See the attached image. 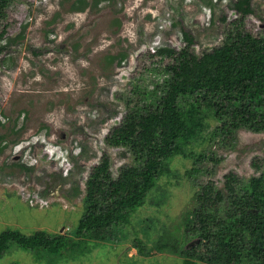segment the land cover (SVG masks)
<instances>
[{
	"label": "rangeland",
	"instance_id": "1",
	"mask_svg": "<svg viewBox=\"0 0 264 264\" xmlns=\"http://www.w3.org/2000/svg\"><path fill=\"white\" fill-rule=\"evenodd\" d=\"M227 3L109 0L84 12L70 11L65 0H22L10 6L4 24L5 40L12 42L0 52V136L9 144L0 153V233L69 234L76 228L84 211L85 180L102 153L110 158L114 178L120 166L132 163L125 148L104 143L126 111L117 96L135 100V87L153 89L164 63L149 55L162 47L179 50L183 32L193 37L198 55L220 45L223 26L217 18L224 15L230 22L237 17ZM253 9L245 28L256 34L264 31V0H253ZM119 54L125 55L121 64L107 63L108 56ZM216 125L211 122L203 134L206 142L190 146L208 158L197 164L173 158L169 173L158 179L123 228L125 238L57 264H181L166 251L138 255L132 247L134 231L148 245L163 231L180 236L181 215L201 183L211 180L222 189L228 172L247 181L257 176L252 160L264 158V132L241 129L234 146L223 147L219 138L208 140ZM194 167L202 170L190 178L186 171ZM0 264H46V259L36 261L31 253L12 247Z\"/></svg>",
	"mask_w": 264,
	"mask_h": 264
},
{
	"label": "trees",
	"instance_id": "2",
	"mask_svg": "<svg viewBox=\"0 0 264 264\" xmlns=\"http://www.w3.org/2000/svg\"><path fill=\"white\" fill-rule=\"evenodd\" d=\"M19 1L0 0V52L12 42L5 40L4 22L10 6ZM65 1H70V11L84 12L109 0ZM227 5L237 17L230 22L224 15L217 18L223 26L220 45L198 55L193 37L183 32L179 50L162 47L149 55L164 63L153 89L135 87V100L117 96L126 111L110 127L104 143L125 148L132 163L120 166L114 178L110 158L102 153L85 180L84 211L76 228L69 234L36 231L31 235L7 229L0 233V259L16 247L36 261L46 259V264L73 262L100 244L119 243L126 237L123 228L131 224V215L158 179L169 173L173 158L182 156L193 164L208 158L190 146L207 141L203 134L211 122L217 125L208 140L219 138L223 147H233L241 129L264 132V31L252 34L245 28L246 17L254 14L253 0H228ZM124 59V54L108 56L107 63L121 64ZM8 145L1 135L0 153ZM251 166L257 176L247 181L228 172L222 189L211 180L201 183L181 215L180 236L177 231H163L148 245L134 231L132 247L137 254L147 257L153 251H166L181 264H264V158H255ZM201 170L194 167L186 173L191 178ZM73 185L78 195V185Z\"/></svg>",
	"mask_w": 264,
	"mask_h": 264
},
{
	"label": "built area",
	"instance_id": "3",
	"mask_svg": "<svg viewBox=\"0 0 264 264\" xmlns=\"http://www.w3.org/2000/svg\"><path fill=\"white\" fill-rule=\"evenodd\" d=\"M39 202H40L41 206L46 205V202H43L42 200H39ZM35 203H36V201H35ZM31 204H33V201L32 200H31Z\"/></svg>",
	"mask_w": 264,
	"mask_h": 264
}]
</instances>
